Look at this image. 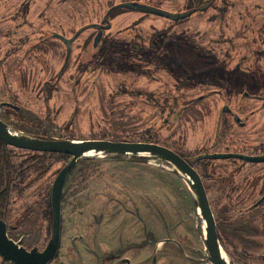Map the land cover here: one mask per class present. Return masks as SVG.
Masks as SVG:
<instances>
[{"label": "flooded vegetation", "instance_id": "obj_1", "mask_svg": "<svg viewBox=\"0 0 264 264\" xmlns=\"http://www.w3.org/2000/svg\"><path fill=\"white\" fill-rule=\"evenodd\" d=\"M35 2L36 0H0L1 39H7L9 45H12L11 41L14 39L20 40L19 30L31 27L30 20ZM154 2L166 6V8L159 10L178 15L179 18L172 20L163 16L126 9L123 7L124 4L147 6L146 1L127 0L110 6L99 21L90 22L77 29L71 28L70 34L59 30L41 35L40 40L49 43L59 42L64 50L63 62L56 71L55 79L45 80L41 85V101L46 111L43 117L42 134L25 133L11 123L12 118H15L12 120L19 122L23 121L19 114L24 109L16 105L14 98L18 97L16 93V96L12 97L10 94L6 95L5 100H0V121L17 136L42 141L74 140L51 136L50 127L57 123L50 117L52 109L49 102L52 98V88L59 83L73 60L75 45L79 50L76 59L77 71L81 70L80 73H86L88 67L84 65L85 55H87L88 63L92 60L95 61L96 58L100 61L102 54H109L112 49L116 48V41L124 40L125 52L131 56L128 57V60L145 66L141 72L145 79L143 112L147 121L151 115L152 118L156 119L158 131L150 133L147 129L138 141H133L131 138L119 141L108 138L82 140L155 144L179 156L198 174L202 182L214 218L220 247L234 263H238L239 258L246 257L243 254L234 256L229 252L228 246L217 230L216 218L209 195L219 194L221 199L227 200L229 205L225 204L228 207L224 213H229L230 216H233L234 213L247 216L259 209H262L259 216H263L264 161L249 162L235 157L214 159L211 156L264 157V0H156ZM171 3L172 6H170ZM135 12L145 16L152 15L151 18L157 21L151 23H156L158 27L155 29L148 26L150 28L147 30H141L137 33L129 32L127 33L129 35L125 37L122 36L124 35L123 30L112 31L111 17H115V14ZM184 14L185 16H182ZM86 26V29L76 35L79 29ZM88 31H92V33L86 35ZM99 33H101L100 40L94 46V40ZM156 35H164V37L157 43ZM73 37L75 38L70 43L69 57L65 64L67 54L65 40H70ZM21 40H23V45L30 46V42L27 41L30 40V34H25ZM1 50H4L2 45L0 46ZM4 51L0 55L3 54L4 56ZM15 51L16 49H13L11 54ZM6 63L7 61L3 64L0 63V75L5 74ZM42 63L46 73H51L52 77L47 61L42 60ZM152 64L156 67L155 73L160 76L156 77L150 70ZM188 70L192 71L186 73ZM16 71L21 73L19 68ZM181 72L184 73L183 76L180 74ZM191 72L196 75L199 74L198 77H188L191 76ZM203 75L206 78H203ZM26 80L28 85L32 83L30 79L23 81L26 82ZM150 83L157 85L156 95L154 91H148ZM192 107L194 108L192 109ZM26 112H29L36 119H41L37 113L27 111V109ZM5 117H9L10 120L5 119ZM185 119H189L190 123L196 124V126L192 127L186 124ZM70 122L71 119L67 120L64 127H59V129L61 128L60 130L65 132L69 129ZM187 125L190 130L189 135L184 133V127ZM162 130L165 133H162ZM176 135L190 136L193 142L190 145L180 143L175 138ZM184 153H190V157H186ZM52 155H62L66 157L67 161L51 170L53 165L49 161L44 163L43 161ZM71 159L72 156L67 154L23 149L5 144L0 139V222L4 225L7 239L17 245L18 248H23L28 252L32 249L43 252L47 247L52 236L51 196L53 184L61 170ZM80 159L69 172L67 180L76 169ZM253 170L254 172H252ZM174 171L190 189L187 181L175 169ZM48 176H52L53 179L46 196V203L42 208L43 215H45L44 221L47 223L48 237L45 247L39 250L36 247L25 246L24 239L22 237L16 238V236L18 232L23 231L29 225L31 205L25 203L26 199H30L33 195V190H35V187L32 188L33 185L40 178ZM214 186L217 187L216 190H214ZM64 189L65 186L61 201L60 238L65 227L63 221ZM245 198H254L255 201L245 204ZM16 200L25 204V207H22L17 213L12 209ZM94 205L96 207L92 213L87 212V209L81 211L79 219L70 224L71 229L68 230L70 233H76L74 232L76 231L75 223L87 222L92 219L95 223H100L105 215L113 217L116 215L113 214L115 210L119 213L129 207L135 210L134 213L139 215L143 222H146L144 212L142 209H138L134 203L115 199ZM226 217L227 220L230 219L228 216ZM174 227L176 228L177 224ZM146 232L147 235L154 236L153 231L149 232L147 229ZM168 234L169 232H167ZM167 245L178 247L179 244L172 238L163 237L155 240L154 237L152 243L154 252L160 251ZM195 248L198 251V248ZM204 251L206 252L205 245ZM110 253H106V256ZM206 258L203 257L198 263L209 264ZM109 259H115V264H129L127 258L124 257L114 258L111 256ZM205 259L207 262L201 263ZM107 261L104 260L103 264H108Z\"/></svg>", "mask_w": 264, "mask_h": 264}, {"label": "rangeland", "instance_id": "obj_2", "mask_svg": "<svg viewBox=\"0 0 264 264\" xmlns=\"http://www.w3.org/2000/svg\"><path fill=\"white\" fill-rule=\"evenodd\" d=\"M122 1L127 0H36L31 14V27L19 30L20 40L14 39L11 41L12 45H9L7 39L0 38V46L5 50L0 51L5 53L4 56L0 55V63L7 61L5 74L0 75V100H5L6 95L16 96V93V105L24 109L19 114L23 121L12 120L15 118L10 120L9 117L5 119H9L18 130L25 133L42 134L46 111L41 101V85L45 80L55 79L56 71L63 62L64 50L59 42L40 40L41 35L59 30L70 34L71 28L77 29L99 21L110 6ZM141 1H146L147 6L156 9L166 8L163 4L154 2L156 0ZM114 16L111 17L112 31L123 30V37L129 35V32L147 30L150 28L148 26L155 29L158 27L156 23H151L157 21L151 18L152 15L145 16L135 12ZM89 33L92 31H88L86 35ZM25 34H30V40L27 41L31 47L23 45L21 39ZM163 37L164 35H156L157 43ZM75 48L68 69L52 88L50 117L59 125L56 123L50 127L51 136L74 140L108 138L119 141L131 138L138 141L147 129L150 133L158 131L156 119L151 115L147 121L143 112L145 79L141 72L145 66L128 60L131 56L125 52L124 40L116 41L115 50L102 54L100 61L96 58L88 63L85 55L84 65L88 67H85L86 73L77 71L79 50L77 45ZM13 49L16 51L11 54ZM42 60L47 61L52 77L51 73L44 70ZM18 68L21 73L16 71ZM150 70L156 77L160 76L155 73L154 64L150 66ZM190 71L192 70L186 73ZM191 73L188 77L199 75ZM180 74L184 75L183 72ZM203 78H206L205 75ZM25 79H30L32 83L28 85L27 80V83L23 81ZM156 86L150 83L148 91H154L156 95ZM26 109L39 114L41 119H36ZM69 119V129L61 131L59 127H64ZM185 122L192 127L196 126L189 119ZM184 128V133L189 135L188 125ZM161 132L165 133L164 130ZM175 138L188 145L193 142L190 136L176 135ZM184 154L190 157V153ZM47 161L53 165L51 170H54L67 159L62 155H52L43 163ZM52 179V176L40 178L32 187H35L33 195L26 199L25 204L31 205V219L26 229L17 233L16 238L22 237L27 247L41 250L47 244L48 228L42 208ZM213 188L216 190L217 187ZM220 196L214 193L209 195L217 230L232 255L243 254L246 257L239 258L238 263H234L225 254L228 261L233 264H264V215L259 216L262 209L247 216L237 213L230 216L229 213H224L228 207L225 204L229 203ZM115 199L134 203L144 212L146 222L129 207L119 213L115 210L113 214L116 215L113 217L105 215L100 223H95L93 219L75 223L76 233L69 232L70 224L79 219L81 211L87 209V212L92 213L96 207L94 204ZM245 199V204L255 201L254 198ZM25 204L16 200L12 209L17 213ZM63 205L65 227L60 238V248L56 257L48 264H103L104 260H108V264H115V259H109L111 256L127 258L129 264H199L203 257H207L204 251V233L192 191L168 163L142 156L83 157L67 180ZM226 216L230 219L227 220ZM147 229L154 232L153 237L147 235ZM154 237L155 240L172 238L179 245H167L154 252ZM108 252L111 253L106 256ZM0 264L8 263H3L0 258Z\"/></svg>", "mask_w": 264, "mask_h": 264}, {"label": "water", "instance_id": "obj_3", "mask_svg": "<svg viewBox=\"0 0 264 264\" xmlns=\"http://www.w3.org/2000/svg\"><path fill=\"white\" fill-rule=\"evenodd\" d=\"M132 5L133 4H124L123 7L147 14L167 17L172 20L179 18L178 15H174L153 7ZM182 16H185V14ZM86 28L87 26L79 29L76 35ZM100 34L101 33L96 36L94 40V46L99 42ZM75 37L70 40H65V43L67 44L65 64L69 57L70 43ZM0 139L5 144L14 145L23 149L43 152H57L72 156L71 161L61 170L59 176L53 184L51 196L52 236L47 247L43 252H38L36 249H32L28 252L23 248H18L17 245L13 244L7 239L4 225L2 222H0V257L2 258V262H8L11 264H48L54 259L59 248L61 201L67 176L71 169L76 165L78 159L81 157H88L86 154L93 152V156H142L144 158H151L170 164L180 176L187 178V180H185L194 194V202L199 212L201 223H205V229L203 233L204 245L208 255L206 258L207 261L209 264H233L232 262H229L228 259H224L223 255L225 254L217 239L214 218L212 216L204 187L198 174L184 160H182L170 150L155 144L141 142H111L103 140H36L13 134L12 131L1 121ZM211 157L214 159L235 157L249 162L264 161V157H246L239 155H213ZM206 259L201 261V263H206Z\"/></svg>", "mask_w": 264, "mask_h": 264}, {"label": "bare ground", "instance_id": "obj_4", "mask_svg": "<svg viewBox=\"0 0 264 264\" xmlns=\"http://www.w3.org/2000/svg\"><path fill=\"white\" fill-rule=\"evenodd\" d=\"M89 155H91V156H93L94 155V153L93 152H90V153H88V154H86V156H89ZM101 156V155H100ZM184 179H186L187 180V178L185 177ZM204 229H205V223L204 222H202V230H203V232H204ZM224 256V259H226L227 260V258L225 257V255H223Z\"/></svg>", "mask_w": 264, "mask_h": 264}]
</instances>
